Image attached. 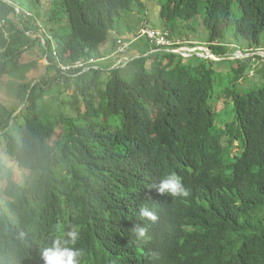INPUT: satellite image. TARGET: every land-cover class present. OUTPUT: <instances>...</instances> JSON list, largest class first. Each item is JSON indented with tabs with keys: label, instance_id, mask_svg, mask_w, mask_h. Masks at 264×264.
<instances>
[{
	"label": "trees",
	"instance_id": "trees-1",
	"mask_svg": "<svg viewBox=\"0 0 264 264\" xmlns=\"http://www.w3.org/2000/svg\"><path fill=\"white\" fill-rule=\"evenodd\" d=\"M156 2L174 42L201 18L220 60L153 54L142 40L126 70L62 75L114 50L120 22L146 15L142 0H0V82L34 46L48 62L0 102V264H44L54 242L80 264H264V68L244 88L260 56L234 58L264 49V0ZM186 43L172 51L197 48ZM170 174L187 197L157 191Z\"/></svg>",
	"mask_w": 264,
	"mask_h": 264
},
{
	"label": "rangeland",
	"instance_id": "rangeland-1",
	"mask_svg": "<svg viewBox=\"0 0 264 264\" xmlns=\"http://www.w3.org/2000/svg\"><path fill=\"white\" fill-rule=\"evenodd\" d=\"M142 2H143L144 7H145V14L146 15L140 16L139 12L138 13L136 12L134 15L128 16V17L124 18L122 22H120V25H119L120 28H119L118 34L121 38H124L123 40H125V41H131L132 42L136 38L138 39L140 37L142 31L145 29H155L158 31L159 30L162 31V23L160 21V15L158 13L159 8L157 7L156 0H142ZM29 14L32 15L31 12H25V15L27 18L26 21L31 23L32 17L29 16ZM194 21H195L194 23L191 22L189 24L190 32H188V34H187V31H185L183 29L182 30L183 38L177 39L175 41L178 42V45H183L184 42L185 43L187 42L186 45L197 47V48L193 49L194 51L203 52V53H205V55L207 57H208V55L212 57V55L210 53L208 54L209 49L205 47L206 43H204L205 39L208 36V32H207L205 26L203 25L201 18H200V20H198V22H197V20H194ZM38 23H39V26L41 27V29H39L38 33L41 34L42 36H44L43 27H42L40 21ZM38 23H35V26H37ZM42 38L44 40V37H42ZM227 42L229 44L234 43V35H233L232 29L227 32ZM136 44L141 45L140 41L136 42L134 44V47L137 46ZM233 46L229 45V47L231 49H233L232 48ZM134 49L135 48H133V50ZM186 49H188L187 46H181V48L178 50L177 53L186 52ZM40 55H41V53H40L39 48L37 46H34L29 52H27L25 54L24 63L19 68V70L17 71L15 77L4 78L0 82V102L4 103L6 105L7 104L11 105L13 99H15V97H16L15 92H16L17 86L20 83L33 82V81H38L40 79V77L42 76V71L40 70L41 71L40 72L38 70L39 65H48V62L45 60V57L44 58H38V56H40ZM254 55L260 56V59H258V60L253 59L255 70L250 74L248 80H242L241 81V86L244 88L251 87L255 84L259 85L263 81L262 80L263 78H261L259 76V74L257 73V70L261 69L262 67L264 68V49L260 50L258 53H255V54H244V53L239 54V52H238L235 55L236 57H234L235 59H238V58L247 59V58H253ZM199 57H201V56H199ZM212 59L216 60L214 58H212ZM37 65H38V68H37ZM126 68H124V69L126 70ZM222 69H223V71L225 70L223 67H222ZM219 86H220V84L215 80L214 87L217 88ZM57 91L60 92L63 90H62V88H59ZM68 94L71 95L72 91H67V95ZM46 102L48 103L47 100H46ZM236 151H237V143L234 142L233 152H236Z\"/></svg>",
	"mask_w": 264,
	"mask_h": 264
},
{
	"label": "built area",
	"instance_id": "built-area-1",
	"mask_svg": "<svg viewBox=\"0 0 264 264\" xmlns=\"http://www.w3.org/2000/svg\"><path fill=\"white\" fill-rule=\"evenodd\" d=\"M18 12V10H17ZM19 13V12H18ZM29 16H31L29 14ZM41 38V43L45 48V41ZM145 40L153 49L152 53L155 52H166V53H176L178 51H172L174 50L175 46H178V42L175 43L172 40L171 34L169 32L165 31H158L155 29H145L142 31L140 37L135 40L131 41H125L123 39H120L116 42L114 50L110 51L107 56H105L101 60L92 59L89 62H77L70 68H63L60 67L62 75H65L66 73L69 74L72 72V76H76L75 74L77 72H81L80 74H85L91 71H99L104 70L105 67H110L109 70H115L118 68L124 69L126 68L131 62H133V59H131L128 54L131 51L132 46L141 40ZM195 49V48H194ZM186 52L192 53L195 52L193 49H186ZM53 56L56 57V54L53 51Z\"/></svg>",
	"mask_w": 264,
	"mask_h": 264
},
{
	"label": "clouds",
	"instance_id": "clouds-1",
	"mask_svg": "<svg viewBox=\"0 0 264 264\" xmlns=\"http://www.w3.org/2000/svg\"><path fill=\"white\" fill-rule=\"evenodd\" d=\"M159 193H167L174 198L187 197L188 189L184 186L181 179L170 174L162 178L157 186ZM140 215L150 221H155L156 216L147 207L140 209ZM138 239L146 236L147 229L137 227L133 229ZM69 241L74 244L79 237V233L75 227L66 233ZM44 264H80L81 252L75 248L61 247L58 242H54L51 248L45 249L42 253Z\"/></svg>",
	"mask_w": 264,
	"mask_h": 264
},
{
	"label": "crops",
	"instance_id": "crops-1",
	"mask_svg": "<svg viewBox=\"0 0 264 264\" xmlns=\"http://www.w3.org/2000/svg\"><path fill=\"white\" fill-rule=\"evenodd\" d=\"M135 39V38H134ZM137 45V44H136ZM139 45V44H138ZM136 46L134 50L131 51L130 58H139L142 53L146 50L147 45H139Z\"/></svg>",
	"mask_w": 264,
	"mask_h": 264
},
{
	"label": "water",
	"instance_id": "water-1",
	"mask_svg": "<svg viewBox=\"0 0 264 264\" xmlns=\"http://www.w3.org/2000/svg\"><path fill=\"white\" fill-rule=\"evenodd\" d=\"M210 52H208V54H209ZM241 54V53H240ZM209 56V55H208ZM46 57V56H45ZM209 57H211V56H209ZM211 58H213V57H211ZM214 59H216V61H218V60H220V59H217V58H214ZM47 61V60H46Z\"/></svg>",
	"mask_w": 264,
	"mask_h": 264
}]
</instances>
